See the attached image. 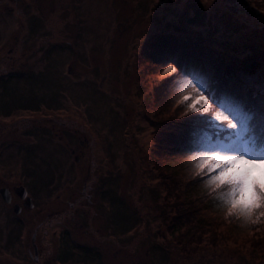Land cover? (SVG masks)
<instances>
[{
  "label": "rangeland",
  "instance_id": "1",
  "mask_svg": "<svg viewBox=\"0 0 264 264\" xmlns=\"http://www.w3.org/2000/svg\"><path fill=\"white\" fill-rule=\"evenodd\" d=\"M2 1L0 178L35 200L104 189L142 264H264V216L245 224L203 197L189 148L173 142L194 123L158 47L194 40L214 49L219 74L247 66L250 49L264 52V0ZM201 66L190 57L182 68L207 80Z\"/></svg>",
  "mask_w": 264,
  "mask_h": 264
},
{
  "label": "flooded vegetation",
  "instance_id": "2",
  "mask_svg": "<svg viewBox=\"0 0 264 264\" xmlns=\"http://www.w3.org/2000/svg\"><path fill=\"white\" fill-rule=\"evenodd\" d=\"M104 193L76 184L68 200H35L25 186L0 178V264H142L136 233L123 232L115 203L107 214Z\"/></svg>",
  "mask_w": 264,
  "mask_h": 264
},
{
  "label": "snow or ice",
  "instance_id": "3",
  "mask_svg": "<svg viewBox=\"0 0 264 264\" xmlns=\"http://www.w3.org/2000/svg\"><path fill=\"white\" fill-rule=\"evenodd\" d=\"M173 74L179 92L176 103L184 106L181 115L188 116L197 131L188 149L192 173L203 180L206 191L211 185L231 198L241 189L237 165L242 169L245 164L264 162V77L258 88L247 86L245 95L240 90L210 88L201 75L167 63L161 76ZM249 190L256 202L248 214L264 216V187L253 181Z\"/></svg>",
  "mask_w": 264,
  "mask_h": 264
},
{
  "label": "trees",
  "instance_id": "4",
  "mask_svg": "<svg viewBox=\"0 0 264 264\" xmlns=\"http://www.w3.org/2000/svg\"><path fill=\"white\" fill-rule=\"evenodd\" d=\"M229 1V0H228ZM193 18V17H192ZM194 26H201L200 28H203V23L197 21L196 18L192 22ZM186 40V41H185ZM185 40H178V42L171 43L172 40H166L162 44L160 41L159 50L161 54V60L165 61V63H177L178 68H182V66L185 65V62L190 57L195 58L199 60L202 64L203 71L207 75V82L210 86V88L217 89L221 92L223 91H229V90H240L242 94H247L249 91V87L252 86L250 83H247V81H244V78L242 76V71H247L248 77L253 76V74L256 76V78L253 80L258 88V85L261 81V78L264 77V52L262 51L260 55L258 54H252L255 53V51H252L253 49H250L249 56L247 57L246 52H243L241 54H238L236 59H241V57L246 56L247 59L243 60L245 63H248L247 66H239V64L234 65V67L228 65V69H225L221 74H219V71L221 69V66L218 67V61L214 60L213 54H206L207 52L211 51L213 52L214 49L208 50L203 48L201 44H197L196 42L190 41L188 39ZM167 41V42H166ZM159 44V43H158ZM153 50L155 49L152 47ZM245 51V49H242ZM233 57V55H232ZM152 58V57H151ZM153 61H158V58L155 59L152 58ZM242 62L240 65H244L245 63ZM250 66V67H249ZM242 69V71H241ZM242 85H245L242 87ZM217 86V87H216ZM253 87V86H252ZM256 89L255 87H253ZM192 126L195 129L194 124H184L183 127H178V129L173 133V142H178L182 146L183 149H188L192 146V139L193 136L197 134V131L190 130L188 133V127ZM180 130V134H178ZM196 130V129H195ZM178 134V135H177ZM174 143L170 144L174 148ZM172 150V149H171ZM169 179V177L164 176V179ZM203 197L209 198L212 195H209L208 191L204 189L202 193ZM201 196V197H202ZM175 203V202H173ZM198 209V208H197ZM232 217V216H230ZM233 220H230L232 222ZM182 223L178 220L177 225H181Z\"/></svg>",
  "mask_w": 264,
  "mask_h": 264
},
{
  "label": "clouds",
  "instance_id": "5",
  "mask_svg": "<svg viewBox=\"0 0 264 264\" xmlns=\"http://www.w3.org/2000/svg\"><path fill=\"white\" fill-rule=\"evenodd\" d=\"M192 171H194L192 169ZM236 173L239 175L241 189L238 193H232L229 198L226 191L222 189L212 188L208 191L223 208L227 215H230L242 223H251L255 218V214L249 215L248 209L256 202L255 196L249 190V183L255 182L264 187V162H254L245 164L241 169L237 165ZM264 207V206H262Z\"/></svg>",
  "mask_w": 264,
  "mask_h": 264
},
{
  "label": "water",
  "instance_id": "6",
  "mask_svg": "<svg viewBox=\"0 0 264 264\" xmlns=\"http://www.w3.org/2000/svg\"><path fill=\"white\" fill-rule=\"evenodd\" d=\"M2 194H3V196H4L5 199H8L5 190H2Z\"/></svg>",
  "mask_w": 264,
  "mask_h": 264
}]
</instances>
